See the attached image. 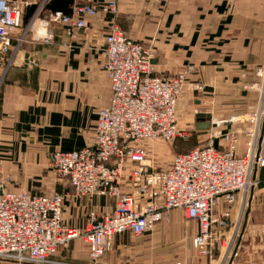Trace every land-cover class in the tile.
<instances>
[{"label":"crops","instance_id":"1","mask_svg":"<svg viewBox=\"0 0 264 264\" xmlns=\"http://www.w3.org/2000/svg\"><path fill=\"white\" fill-rule=\"evenodd\" d=\"M8 1L24 10L27 4L39 0ZM116 1L115 14L87 17L86 29L75 38H68L63 26L53 23L49 44L37 38L36 29H30L24 42L13 49L24 27L15 32L10 52L13 60L0 81V184L8 190L69 195L71 189L56 178L52 169V153L80 150L93 143L97 111L109 96L101 63L111 21L118 23L131 39L152 48L157 75L194 66L177 110L180 128L196 137L194 143L183 144L184 150L201 142L211 129L197 127L198 114L209 115L210 125L214 119L225 120L222 128L235 129L241 123L229 122L231 117L243 115L258 104L264 107L260 91L263 78L256 73L264 70V0ZM49 14L44 10L40 18L33 19L37 27ZM196 84L203 89L195 91ZM262 124L263 119L261 129ZM244 145L241 136L238 155L243 154ZM258 152L264 155V128ZM256 176L260 187L252 193L243 239L249 233L246 231L256 226L250 224L256 214H264V166ZM248 199L249 195L246 211ZM112 205L111 199L74 200L67 196L63 217L68 225L84 232L91 208L108 211ZM241 207L237 197L232 220ZM181 211L171 210L167 218L142 236H115L112 247L98 263L220 264L224 252L221 245L210 258L197 254L192 243L196 224H182ZM256 229L264 231V225ZM231 232L225 229L224 239L228 240ZM256 243H241L238 254L247 256L230 264H264L263 242ZM54 258L69 264H90L81 236L70 240ZM0 264L11 263L0 260Z\"/></svg>","mask_w":264,"mask_h":264},{"label":"built area","instance_id":"2","mask_svg":"<svg viewBox=\"0 0 264 264\" xmlns=\"http://www.w3.org/2000/svg\"><path fill=\"white\" fill-rule=\"evenodd\" d=\"M48 1L38 2L13 48V36L22 28L23 9L0 0V81L13 60L12 48L24 42L30 29H36L37 38L49 44L53 23L62 25L68 38H75L86 29L87 17L117 12L116 0H74L70 15L50 13L37 27L33 19L41 16ZM153 56L150 46L128 37L118 23L108 24L101 67L109 96L97 111L93 143L80 150L52 153V169L71 189L69 195L10 191L0 184V260L69 264L54 257L70 240L81 236L90 264H99L115 236H142L174 209L182 210L184 219L196 224L192 243L198 255L210 258L222 245L224 230L236 223L232 208L237 197L244 207L260 183L256 175L264 166V155L258 152L264 107L258 104L231 117L229 122L241 123L235 129L222 128L225 120H212L201 142L174 153L167 166L156 167L151 158L153 143L186 141L190 136L180 128L177 110L194 66L160 76L155 73ZM256 73L263 78L260 91L264 101V70ZM202 89L200 84L194 87L195 91ZM241 136L245 145L238 155ZM67 196L74 200L106 198L113 205L108 211L91 208L87 228L81 232L64 220ZM230 258L229 250L220 264H228Z\"/></svg>","mask_w":264,"mask_h":264},{"label":"rangeland","instance_id":"3","mask_svg":"<svg viewBox=\"0 0 264 264\" xmlns=\"http://www.w3.org/2000/svg\"><path fill=\"white\" fill-rule=\"evenodd\" d=\"M195 135L192 133L188 140L186 141H182L180 139H175L172 140L171 142H156L152 144V161L154 162V165L156 167H165L169 164L172 156L174 153L178 152V151H182L184 150L183 148V144L184 143H194L195 140ZM260 186L257 185L255 190H257ZM246 205H244V207H242L239 211V215L235 218V226L233 227L234 223L230 224V227L228 229H231V234L229 236V239L227 240L226 238L224 239V237H222V239L220 240V242L223 244L221 245V247L223 248L224 252L223 255L227 256V254L229 253L230 250V254H231V258L229 260H232L233 262H236L238 260H243L244 257L247 256L246 253H240L238 254V249L241 245V243H245V242H249L252 241L254 243V246L257 245L256 242L260 241V244L263 242L264 245V231H257L258 229H256V226L258 225H264V214L263 215H257L254 217L255 220L252 221L250 224H255V227L250 228V230L246 231L249 232L248 235L246 236L245 239L244 236H242V239L240 241V245L238 247V249L234 252L235 250V246L237 245V241L239 239V236L241 234V230L243 227V223H244V216H245V211H246ZM179 219L181 220L182 224L184 225H189L192 224V222H188L184 219L183 216V212L181 211V215L179 217ZM247 230V229H246ZM229 235V234H227ZM244 235V233H243ZM261 238V240H260ZM229 242V243H228ZM231 243V244H230ZM231 247H230V245ZM230 247V249H229ZM232 250V251H231ZM254 251L250 250V253H252ZM235 253H237L236 255H234ZM249 253V252H248ZM231 261V262H232ZM229 262V261H228Z\"/></svg>","mask_w":264,"mask_h":264},{"label":"water","instance_id":"4","mask_svg":"<svg viewBox=\"0 0 264 264\" xmlns=\"http://www.w3.org/2000/svg\"><path fill=\"white\" fill-rule=\"evenodd\" d=\"M40 1V0H39ZM38 1V2H39ZM74 0H49L47 4L45 5V10L49 11L52 14L59 13L61 15H70L71 14V6L73 5ZM38 2L32 3V4H27L23 10V17H22V27H26L30 21L32 20L36 9L38 7ZM152 63H154V60H152ZM209 115H204V114H198L197 116V127L200 129H208L210 127V124L208 122ZM262 129H261V134L263 133V128H264V116H263V124H262ZM252 193L253 190L249 194V199H248V208L245 213L244 217V223L243 227L241 230V234L239 236V239L237 241V245L235 246L234 252L238 249L240 245V241L242 239L244 229L248 220V215H249V205L250 201L252 198ZM232 260H229V263H231Z\"/></svg>","mask_w":264,"mask_h":264}]
</instances>
